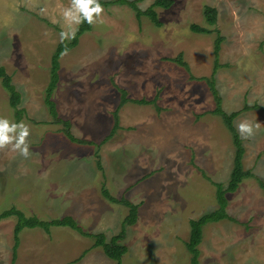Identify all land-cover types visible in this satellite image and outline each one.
Segmentation results:
<instances>
[{
	"label": "rangeland",
	"instance_id": "374dc122",
	"mask_svg": "<svg viewBox=\"0 0 264 264\" xmlns=\"http://www.w3.org/2000/svg\"><path fill=\"white\" fill-rule=\"evenodd\" d=\"M155 0H139L142 10ZM71 0H0V65L21 93L18 120L0 80V117L30 128V155L0 150V212L16 207L50 220L72 216L89 233H120L128 214L123 264H191L190 220L218 208L215 183L227 186L235 145L206 79L213 77L221 106L260 124L244 138L246 176L226 193L229 219L204 226L201 264H264V0H172L156 6L161 22L138 18L126 4L103 5L104 23L85 32L59 58L52 98L45 103L51 60L61 32L79 24L63 13ZM217 9L215 25L204 9ZM217 28L223 37L215 69ZM70 41V39H67ZM181 56V57H180ZM185 62L189 69L178 61ZM125 96L126 99L123 98ZM150 100L140 104L132 100ZM16 217L0 221V264H12ZM93 239L69 227L24 228L14 264H116Z\"/></svg>",
	"mask_w": 264,
	"mask_h": 264
},
{
	"label": "trees",
	"instance_id": "16d2710c",
	"mask_svg": "<svg viewBox=\"0 0 264 264\" xmlns=\"http://www.w3.org/2000/svg\"><path fill=\"white\" fill-rule=\"evenodd\" d=\"M99 2L102 5H114V4H126L129 5L131 8H133L138 16L140 18L142 15L148 16L156 25H160L161 22L158 18L157 11L155 9L156 6L159 7H169L172 4V0H155L147 9L142 10L138 6L139 0H99ZM204 14L206 17V20L209 24L215 25L218 18L217 9L211 6H206L204 9ZM93 25H90L89 23L82 22L79 23L77 26L75 32L74 38L70 39L68 41L67 39L63 40L59 43L57 46L54 55L51 60V78L50 82L48 84L47 90H46V97H45V103L49 107V111L51 115L57 119L58 113L56 108V103L54 99L52 98L53 91L57 86L58 80H59V68H60V56L65 52L69 51L77 44L79 43L80 37L87 31L92 29ZM191 29L195 33H217V38L215 41V69H217L220 64L218 62V56H219V50L221 47V41L223 40V37L219 34L217 28L209 29L206 27H202L196 24L191 25ZM181 57V56H180ZM178 61L181 63V65H184L187 69H189L188 65L183 62L180 59ZM206 79L211 87V90L214 94V97L217 101V107L215 108L214 112L222 117V120L224 121L226 127L230 131L233 142L235 145V153L233 158V167L230 173L229 181L227 183V186L224 187L222 183H215L214 185L216 187V196L218 201V208L216 210H213L212 212H206L199 216L198 218H193L190 220V234L189 238L186 241V248L188 252L191 255L190 262L191 264H201L199 261V244L202 241L203 237V228L205 225L211 222H218L223 219H229V215L226 211L227 207V200H226V193L228 192H234L239 187L240 183L246 176H252L253 174L250 172H246L243 170L242 166V158L244 155V147L243 142L240 137V134L234 124L235 118L239 115L241 111H244L246 109H249L248 106H245L243 109L236 110L233 112H227L225 111L221 106V98L218 94V91L215 87V81L213 77L211 78H203ZM0 80L2 87L7 91L9 95V103L12 108L15 109L16 117L21 119L23 113L25 112L24 109L19 108V104L21 102V93L16 89L13 81L12 76L6 71L5 67L0 65ZM124 99L125 96H123ZM136 103L140 104H149L153 103L150 100L140 99V100H132ZM61 120V119H60ZM60 120L57 119L59 122ZM63 121L66 129V133L69 136L70 139L74 141H78L80 143H92L91 141H87L84 139L76 138L70 131V121L69 120H61ZM260 185L262 188H264V181L258 179ZM102 194L104 197L109 201L114 202H123L128 207V214L127 216L122 220L121 223V230L120 233L117 235H114L110 238V240H107L105 233H89L85 231L78 222L70 215H66L63 217H57L50 220H43L40 219L36 215L26 216L25 213L17 209L16 207H12L10 209L4 210L0 212V221L5 220L11 216L16 217V223L14 226V245H13V258H12V264H14L15 259L17 257V251L18 247L20 245V232L24 228H41L45 230L47 233L51 232V229L54 227H69L76 231H78L81 235H85L89 238L93 239L92 247H101L104 251V253L113 261H115L116 264H123L122 259L125 254L128 252V247L123 243V240L126 237L127 230L126 225L135 224L138 220V212H139V205L135 204L125 198L122 200H116L114 198L108 189L104 188L102 189Z\"/></svg>",
	"mask_w": 264,
	"mask_h": 264
},
{
	"label": "clouds",
	"instance_id": "9594fccd",
	"mask_svg": "<svg viewBox=\"0 0 264 264\" xmlns=\"http://www.w3.org/2000/svg\"><path fill=\"white\" fill-rule=\"evenodd\" d=\"M104 8L99 0H71L70 6L64 10L66 20H71L76 24L87 22L90 25L104 23ZM61 40L72 39L75 32H61ZM238 131L244 138L254 135L256 130L260 129V124L248 120H242L238 125ZM30 135L29 126L23 121L14 122L6 117H0V150L9 146L13 151L27 158L30 155L27 138Z\"/></svg>",
	"mask_w": 264,
	"mask_h": 264
},
{
	"label": "crops",
	"instance_id": "0c3cea01",
	"mask_svg": "<svg viewBox=\"0 0 264 264\" xmlns=\"http://www.w3.org/2000/svg\"><path fill=\"white\" fill-rule=\"evenodd\" d=\"M92 239V238H91Z\"/></svg>",
	"mask_w": 264,
	"mask_h": 264
}]
</instances>
